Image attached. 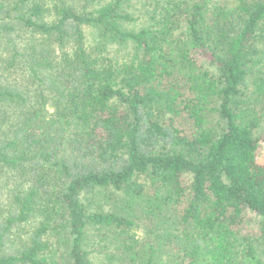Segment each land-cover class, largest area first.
<instances>
[{
    "label": "trees",
    "instance_id": "obj_1",
    "mask_svg": "<svg viewBox=\"0 0 264 264\" xmlns=\"http://www.w3.org/2000/svg\"><path fill=\"white\" fill-rule=\"evenodd\" d=\"M132 1L0 0V264H264V0Z\"/></svg>",
    "mask_w": 264,
    "mask_h": 264
},
{
    "label": "rangeland",
    "instance_id": "obj_2",
    "mask_svg": "<svg viewBox=\"0 0 264 264\" xmlns=\"http://www.w3.org/2000/svg\"><path fill=\"white\" fill-rule=\"evenodd\" d=\"M133 5L135 7H140V0H133ZM214 2L213 4H218L221 6H228L230 8L235 6V0H212ZM141 26V23H140ZM88 39L92 37L90 33H88ZM124 53H121L119 56L122 57ZM209 70L212 71L213 74L217 75V71L213 66H208ZM252 89L253 87L250 86L248 91H245V95L243 96L242 100H246L249 98V96H252ZM244 110H256L258 112L264 113V105L258 106L256 109L254 107H248L247 105L244 106ZM217 120L213 121V125H217ZM177 127L183 131L185 134L191 135L193 133V130H195L194 124L192 120H188L185 116V114H182V117L179 118L177 121ZM255 136H264V117L262 118L260 125L258 128L255 129ZM258 162L260 164H264V145L261 147V149L258 152ZM191 178H187L188 184H190ZM120 195V194H118ZM117 197V196H116ZM114 203V204H113ZM112 203V207H116L115 210H118L119 207H121V203L118 201L117 205H115V201ZM105 206L106 210H110L111 207L108 204H103ZM95 209H98V205H94ZM113 210V209H112ZM244 217V223H243V229L242 233L244 235H252V236H258L261 228V218L255 214L254 212L250 210H246V212L243 215ZM165 227L163 226V221L162 223L158 224V221H147L144 223H141V229L137 231L138 237L141 239L145 238L146 235L149 232H152L154 234H163L164 233ZM98 228H92L89 229V233L87 235V250L90 253V257L93 261L94 264H114L113 262H106L107 256L106 254H97L96 252H93L96 248H94V244H99V246H106V242H102L101 239L103 236H100L101 234H106L104 230H101L99 232ZM54 236L52 237L50 243H55L57 245V251L58 254L55 256V264H70L69 258L67 257V249H69L68 246V241L65 237V239L60 243V236H56L57 234H53ZM66 235V233H64ZM64 237V236H63ZM111 237V234L108 236H104L103 240H106L107 238ZM151 240V236L148 235V239L145 238V241L149 242ZM111 241L110 239V244ZM143 242V241H142ZM97 250V249H96ZM108 255V254H107ZM118 264V263H115Z\"/></svg>",
    "mask_w": 264,
    "mask_h": 264
}]
</instances>
